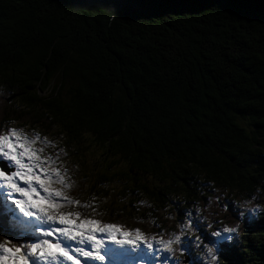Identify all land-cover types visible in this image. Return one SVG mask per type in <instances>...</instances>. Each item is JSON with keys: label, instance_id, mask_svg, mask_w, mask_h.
Segmentation results:
<instances>
[{"label": "trees", "instance_id": "1", "mask_svg": "<svg viewBox=\"0 0 264 264\" xmlns=\"http://www.w3.org/2000/svg\"><path fill=\"white\" fill-rule=\"evenodd\" d=\"M12 127L48 141L89 214L166 241L197 235L186 216L239 225L221 264H264L262 0H0ZM0 221L18 243L1 203Z\"/></svg>", "mask_w": 264, "mask_h": 264}, {"label": "snow or ice", "instance_id": "2", "mask_svg": "<svg viewBox=\"0 0 264 264\" xmlns=\"http://www.w3.org/2000/svg\"><path fill=\"white\" fill-rule=\"evenodd\" d=\"M121 2L127 3L130 0ZM10 131L12 135H0V161H3L0 163V186L7 189L8 200L14 203L24 219L17 218L11 228L17 232L11 239L19 241L18 243L9 240L0 242V264H30L31 260H35L37 264H61V258L70 264H81L78 256L100 262L110 256H127L130 257L127 264H137L135 258H139L140 264H143L146 254L151 255L153 264H172L173 261L174 264H183L181 259L171 256V253L178 250L187 258L192 246L198 247L211 264H221V258L228 260L233 242L238 239L236 234L239 225L204 233L186 216L197 235L185 231L184 221H180L178 234H173L167 241H154L144 237L139 229L133 237L129 231H121L117 224L81 218L79 212L63 210L61 201L69 200V197L63 196L58 189L49 187L46 183L53 174L59 177V169L45 167L47 158L42 163L35 150L24 143L18 144L19 137L13 139L15 130ZM37 171L41 174H34ZM21 181L25 186H21ZM13 194H19V198H15ZM244 215L246 214L240 213L237 218ZM33 219L36 223H32ZM24 233L28 235H21ZM33 233L36 235H32ZM97 233L107 235L98 238ZM61 238L80 245L87 242L91 245V250L86 247L65 246ZM105 240L119 247H106ZM173 244L176 249L171 247ZM229 264L232 262L229 261Z\"/></svg>", "mask_w": 264, "mask_h": 264}, {"label": "rangeland", "instance_id": "3", "mask_svg": "<svg viewBox=\"0 0 264 264\" xmlns=\"http://www.w3.org/2000/svg\"><path fill=\"white\" fill-rule=\"evenodd\" d=\"M57 81H58V77H56L55 79H53L51 81L50 87L52 85H54ZM47 93H48V90H44V91H40L39 92V94H42V95L47 94ZM10 135H12V133ZM16 136H17V134L15 136H13V139L14 140L16 139ZM32 138L33 139H31L30 141H24L23 139H21V137H19V140H18L17 143L18 144L19 143H24L26 146H31V149L32 150H35V149L32 148V146L34 145V140H35L34 138L35 137H32ZM46 146H47V144L44 143L43 144V149H45ZM35 153H36V156H38L41 159H43V153H42V151L35 150ZM33 159L35 160V157H33ZM54 160H56V159H54ZM28 163H31V161H28ZM55 166L58 167L59 170H60L59 171V177H57L55 174H53V176L49 179L50 180V186L52 188L58 189L63 196L69 197V200L61 201L63 210H65V211H76V212H79L80 214H82L83 213V211H82L83 210L82 205H79L78 204L76 206H73V204H71V202H72V200L70 198V195L71 194L68 193L69 190H70V182L67 179H65L64 176H63V173H64V162L59 163V162L56 161L55 163H53V160L50 159L49 160V163L47 164V167L48 168H55ZM62 177L64 178L65 184H62L61 185ZM19 183L21 184V186H25L22 181L19 182ZM0 193H2L3 195H5L6 197L8 196L7 189L5 187H3V186H0ZM13 195L15 196V198H19V194H13ZM6 206H7V209H8V207L15 208L16 209L14 203L12 201L8 200V198H7ZM16 211L19 212L18 209H16ZM100 216H101V214H100ZM95 218H97L99 220H102V218H100V217H95ZM32 235H36V234L33 233ZM117 235H118V238H119V234H117ZM130 235L133 236V233H130ZM224 235H227V234H224ZM65 246H68V245H65ZM128 247L130 248V246H128ZM141 247L143 248V245H141ZM171 247L173 249H175V246L174 245H172ZM171 256L176 257L175 255H173V252L171 253ZM129 258L130 257H127L126 256L125 257V260H121V261L116 260L113 264H127V261H128ZM135 259L137 261V264H140V259L139 258H135ZM30 262L32 263V260ZM96 262H97V264H103L102 262L100 263V261H96ZM111 262L112 261L106 262V264H112ZM189 263H190V259H189V261L187 263H183V264H189ZM61 264H70V262L63 261L62 258H61ZM143 264H153V258L151 257V255H149V254L144 255V257H143ZM172 264H174V261L172 262Z\"/></svg>", "mask_w": 264, "mask_h": 264}, {"label": "bare ground", "instance_id": "4", "mask_svg": "<svg viewBox=\"0 0 264 264\" xmlns=\"http://www.w3.org/2000/svg\"><path fill=\"white\" fill-rule=\"evenodd\" d=\"M32 223H34V222H32Z\"/></svg>", "mask_w": 264, "mask_h": 264}]
</instances>
